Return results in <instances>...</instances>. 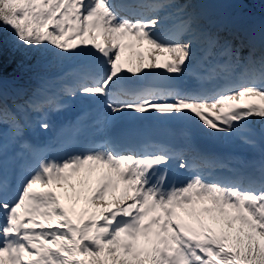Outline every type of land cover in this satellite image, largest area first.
I'll list each match as a JSON object with an SVG mask.
<instances>
[{"label": "snow or ice", "instance_id": "6c2138e0", "mask_svg": "<svg viewBox=\"0 0 264 264\" xmlns=\"http://www.w3.org/2000/svg\"><path fill=\"white\" fill-rule=\"evenodd\" d=\"M172 6L150 0H0V125L11 126L12 143L21 149L10 156L8 142L0 140V264H264V57L259 74L247 79L233 77L226 64L200 75L191 69L198 38L231 55V41L220 33L232 35L235 26L227 18L209 20L192 6L183 29L192 33L187 42L181 34L162 36L158 10ZM145 41L150 56L163 52L169 59L146 60L135 51ZM5 46L24 57L17 64L21 72L44 80L59 69L61 94L41 100L34 90L9 106ZM159 69L196 76L198 83L115 90ZM77 95L104 98L108 119L155 113L185 121L186 148L134 146L109 134L70 155L48 157L23 139L26 129L50 127L46 119L32 121L31 112L60 111L67 107L65 96ZM253 121L260 122L259 131ZM197 136L240 139L258 149L259 182L211 178L203 171L211 152L197 146ZM174 160L190 177L169 181V168L162 166Z\"/></svg>", "mask_w": 264, "mask_h": 264}, {"label": "trees", "instance_id": "16d2710c", "mask_svg": "<svg viewBox=\"0 0 264 264\" xmlns=\"http://www.w3.org/2000/svg\"><path fill=\"white\" fill-rule=\"evenodd\" d=\"M174 2L180 6L186 4L189 5V7L193 6L191 0H175ZM227 17L232 18V20H230V27L235 26L233 27V34L229 35L227 31H224L221 32L220 35L231 41L233 54H222L224 50L221 47L217 46L210 48L209 46L207 48L208 50L203 53V56L205 60L212 65L211 68L217 64H226L228 65L226 69L227 72L231 74H241V72H244L245 68L252 66L253 63L256 62L260 64L261 57H264V39H262V35H264V0H243V4L234 9L229 15L226 16L224 13L218 12L213 15L212 19L220 20L221 18ZM257 20H263V24H261L260 27H254V25H252ZM206 26L212 29V26L208 23H206ZM0 28H2V26H0ZM183 29L184 27L180 28V31L185 33ZM212 31H216V29H212ZM8 32V29H3L5 35H7ZM256 38H259L257 43L255 42ZM21 48L23 49V45H21ZM209 52L211 54H209ZM237 52L238 57L236 55ZM250 52L253 54L251 58L249 57ZM214 58H217V61L213 63L212 61ZM23 59L24 57L20 52L13 53L5 46L3 52L4 77L12 79L11 81L5 80V90L9 94V106L21 103L24 99H27L28 95H32L34 90L37 93V83L43 84L50 79L54 81L58 80L57 73L60 71L59 69L49 70L44 80L34 76L32 72H21L17 69V64ZM33 60H35V57ZM219 60L223 61L219 62ZM26 63L32 64L33 61H26ZM216 70L218 72L222 71L219 68ZM36 71L43 74L40 69ZM16 89H22L23 92L17 95L15 93ZM254 122L260 127L259 121Z\"/></svg>", "mask_w": 264, "mask_h": 264}, {"label": "rangeland", "instance_id": "374dc122", "mask_svg": "<svg viewBox=\"0 0 264 264\" xmlns=\"http://www.w3.org/2000/svg\"><path fill=\"white\" fill-rule=\"evenodd\" d=\"M175 0H154L153 2L155 3H165V4H171L174 5L172 7H166L163 9L158 10V14L160 15L161 19H162V23L159 25L160 28V34L162 36H172V35H176V34H181V38L184 42H187V40L191 37L192 33L191 32H181L179 28H182V26L184 27L185 23L188 21V14L191 13L193 11L192 7H189L188 9L186 8L183 12H181L179 10V8L181 7L180 5H178L177 3L174 2ZM213 2L212 5V9L209 12V14L207 15L208 19L211 20L213 18V15L218 13V12H222L225 15H229L230 13L233 12L234 9H236L237 7H239L241 4H243V0H237L239 3H237V6L233 9V10H229V8L227 7V1L228 0H211ZM147 15H151V11L148 9L146 12ZM165 17H167V19H164ZM236 19V18H235ZM214 20V19H212ZM228 20H232V18H228ZM202 24H206V20L201 21ZM261 24H263V20H257L255 21L252 25L260 27ZM255 30V29H254ZM259 33V32H257ZM256 33V34H257ZM205 39V40H204ZM209 47V44L206 40L205 37L200 36L196 42V44L194 45V51L196 53V59L193 62V64L191 65V69L197 73H199L200 75H202V73L204 71H201L200 69L203 68L204 66V62H203V53L206 52V50H208L207 48ZM143 49L145 51L144 56L146 60L149 61H155V57L158 56L159 60H163L164 62L169 59V54L168 53H163V52H157L155 53L154 56H150L149 55V50H150V45L147 44V42L145 41L143 45H138L137 48L135 49V51L139 52V49ZM124 56L128 55V50L125 51V53L123 54ZM158 60V61H159ZM217 60L213 61L216 62ZM223 61V60H222ZM221 60H219V62H222ZM249 63V62H248ZM251 65V64H250ZM260 71V64L258 63H253L252 66H248L247 68H245L244 72H241V74L237 73L234 74V76H237L238 78L241 76H244L246 79L249 78L253 73H255L256 75L259 74ZM175 76L177 78H179L181 80V84L184 85H195L197 83V78L196 76L193 75H189V74H185L183 77H178L176 74ZM196 81V82H195ZM73 82V78H69V80L67 81V83L71 84ZM64 86V82H62L61 80H52L51 81H47L43 84L37 83L36 88H38V95H42L46 97L48 96H59L60 90L61 88H63ZM37 95V97H38ZM42 99V98H39ZM64 102L67 104V108L70 107L71 105H75L77 104V101L83 99L82 96L77 95L76 97H68L65 96L64 98ZM94 103H96L97 107H99L100 109L103 107H106V103H105V99L104 98H99V99H94ZM107 108V107H106ZM36 114H40L39 113H30V117L32 121H37L38 116ZM110 117V113L109 110L107 109V111L105 112L104 116L101 119V125L104 124L106 122V120H111L108 119ZM252 126L256 127L253 123ZM35 128H39V126H35ZM260 128L256 127V130L259 131ZM0 131H2L3 135L0 137V140H4L7 141L8 144L12 145V137H13V130L11 127L9 128H5L3 126L0 125ZM230 143H239L242 145H247L243 142V140L237 139L235 141H232ZM250 146V145H248ZM258 150V149H256ZM13 153V150L9 148V155ZM215 169L216 168H211L210 166L205 167L203 170L206 171V173H211L212 177L214 178L215 175ZM234 172V171H233ZM235 174V172L233 173V175Z\"/></svg>", "mask_w": 264, "mask_h": 264}, {"label": "bare ground", "instance_id": "6f19581e", "mask_svg": "<svg viewBox=\"0 0 264 264\" xmlns=\"http://www.w3.org/2000/svg\"><path fill=\"white\" fill-rule=\"evenodd\" d=\"M183 27V26H182ZM159 63H164V61L163 60H159L158 61ZM201 71H204L203 73H202V75H206V71L204 70V69H200ZM169 74H171V73H169ZM172 76H174V77H176L175 76V74H171ZM233 77H235V78H238L237 76H234L233 75ZM196 82V81H195ZM197 83H198V81H197ZM196 83V84H197ZM196 84L195 85H193V84H191V86L190 87H194V86H196ZM117 88H115V90L116 91H119V89H118V87H119V85H117L116 86ZM45 97H43V99H44ZM90 103H92V102H90ZM78 107H81V103L80 104H78L77 103V105L75 104V105H71L70 106V108L72 109V110H75V109H77ZM66 108V107H65ZM96 109H95V111L97 112L96 114L97 115H99L100 116V118H102L103 116H104V114H105V112L107 111V108L106 107H103V108H99V107H95ZM129 113H122V114H119L116 118H119V117H121V116H125V115H128ZM154 115L155 116H157V117H159L160 119H174V118H169V117H167V116H164V115H162V114H155L154 113ZM116 118H114V119H116ZM112 120V119H111ZM178 120V119H177ZM182 121V120H181ZM100 122V119H99V121L97 122V123H99ZM183 122H185V121H183ZM254 127V126H253ZM255 129H256V127H254ZM236 145H238V144H236ZM236 171V169H229V170H227V172L223 175V176H217V174L216 175H214V178H218V179H221V178H225V177H232V175H233V173ZM245 177H246V180H247V183H254V182H251V180L249 179V177L247 176V175H245ZM257 182H259V180L257 181Z\"/></svg>", "mask_w": 264, "mask_h": 264}, {"label": "water", "instance_id": "95a60500", "mask_svg": "<svg viewBox=\"0 0 264 264\" xmlns=\"http://www.w3.org/2000/svg\"><path fill=\"white\" fill-rule=\"evenodd\" d=\"M148 82L150 84H155L160 87L171 88L177 83V79L171 76L163 69H159L155 72H150L148 77Z\"/></svg>", "mask_w": 264, "mask_h": 264}]
</instances>
